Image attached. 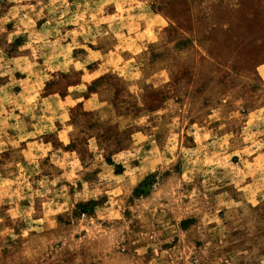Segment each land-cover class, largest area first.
Segmentation results:
<instances>
[{
    "label": "rangeland",
    "instance_id": "1",
    "mask_svg": "<svg viewBox=\"0 0 264 264\" xmlns=\"http://www.w3.org/2000/svg\"><path fill=\"white\" fill-rule=\"evenodd\" d=\"M0 264H264V0H0Z\"/></svg>",
    "mask_w": 264,
    "mask_h": 264
}]
</instances>
